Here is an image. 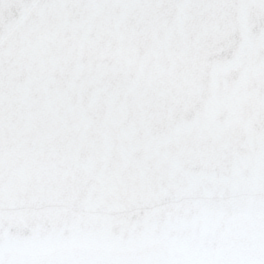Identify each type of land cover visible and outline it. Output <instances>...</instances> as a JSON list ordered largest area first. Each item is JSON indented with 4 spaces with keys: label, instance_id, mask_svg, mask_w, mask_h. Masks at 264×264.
Segmentation results:
<instances>
[{
    "label": "clouds",
    "instance_id": "clouds-1",
    "mask_svg": "<svg viewBox=\"0 0 264 264\" xmlns=\"http://www.w3.org/2000/svg\"><path fill=\"white\" fill-rule=\"evenodd\" d=\"M23 2L0 21V264H264V0Z\"/></svg>",
    "mask_w": 264,
    "mask_h": 264
},
{
    "label": "snow or ice",
    "instance_id": "snow-or-ice-1",
    "mask_svg": "<svg viewBox=\"0 0 264 264\" xmlns=\"http://www.w3.org/2000/svg\"><path fill=\"white\" fill-rule=\"evenodd\" d=\"M21 8H29L33 5L26 4L23 0H13ZM5 0H0V21H3V9H4ZM70 7L72 5H59V7ZM181 12L185 10L196 9L203 6L199 0H176L173 4ZM194 21L190 17L179 16L176 24L173 26L174 31H182L186 28L193 26ZM43 51V48H41ZM54 102L52 97H49L47 94L44 95V104L41 106L40 115L45 116L48 114V110L51 108L52 103Z\"/></svg>",
    "mask_w": 264,
    "mask_h": 264
}]
</instances>
